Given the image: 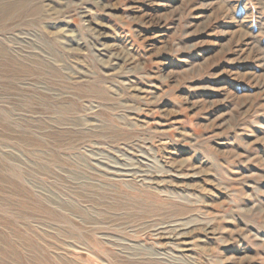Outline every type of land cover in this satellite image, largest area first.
I'll use <instances>...</instances> for the list:
<instances>
[{
  "label": "rangeland",
  "instance_id": "374dc122",
  "mask_svg": "<svg viewBox=\"0 0 264 264\" xmlns=\"http://www.w3.org/2000/svg\"><path fill=\"white\" fill-rule=\"evenodd\" d=\"M0 264H264V0H0Z\"/></svg>",
  "mask_w": 264,
  "mask_h": 264
}]
</instances>
